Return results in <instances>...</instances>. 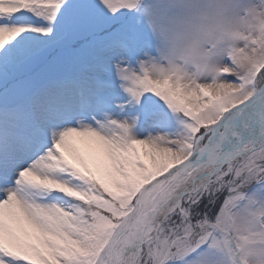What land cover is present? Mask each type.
Listing matches in <instances>:
<instances>
[{
    "label": "snow or ice",
    "instance_id": "6c2138e0",
    "mask_svg": "<svg viewBox=\"0 0 264 264\" xmlns=\"http://www.w3.org/2000/svg\"><path fill=\"white\" fill-rule=\"evenodd\" d=\"M0 264H264V0H0Z\"/></svg>",
    "mask_w": 264,
    "mask_h": 264
}]
</instances>
